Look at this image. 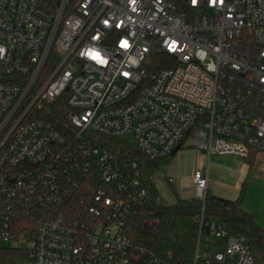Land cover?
Returning a JSON list of instances; mask_svg holds the SVG:
<instances>
[{"label":"built area","instance_id":"2783aa9c","mask_svg":"<svg viewBox=\"0 0 264 264\" xmlns=\"http://www.w3.org/2000/svg\"><path fill=\"white\" fill-rule=\"evenodd\" d=\"M62 95L66 134L39 117ZM90 134L151 160L264 153V0H0V243L25 242L21 264H171L129 238L148 200L135 164ZM192 181L204 202L208 176ZM198 222L190 264L255 263L246 237Z\"/></svg>","mask_w":264,"mask_h":264},{"label":"trees","instance_id":"16d2710c","mask_svg":"<svg viewBox=\"0 0 264 264\" xmlns=\"http://www.w3.org/2000/svg\"><path fill=\"white\" fill-rule=\"evenodd\" d=\"M169 58L164 53L153 56L149 69L168 67ZM64 98L65 95L58 98L49 107V111L43 112L39 117L52 121L59 131L66 134L68 129L64 118L69 108L65 105ZM90 136L94 145L116 155L126 168H131L135 164L142 186L148 192L147 202L140 207L129 224L128 234L134 245L147 248L161 257L170 253L171 264H190L199 234L198 218L203 212L205 219L223 222L231 234L246 237L255 258L254 264H264V230L257 224V215L242 208L245 182L234 201L207 194L204 202L198 199H177L174 205L167 206L159 202L152 177L169 163L172 156L151 160L126 138L100 134ZM255 156L256 154L252 153L244 160L248 168L252 167ZM151 221L155 222V227L152 230H144V224ZM210 240L209 235L203 231L201 244L208 246ZM25 249V242L19 246H3L0 243V264H21Z\"/></svg>","mask_w":264,"mask_h":264},{"label":"crops","instance_id":"0c3cea01","mask_svg":"<svg viewBox=\"0 0 264 264\" xmlns=\"http://www.w3.org/2000/svg\"><path fill=\"white\" fill-rule=\"evenodd\" d=\"M195 170H202L208 176L209 195L234 201L250 168L243 158L236 155H212L208 158L195 148H181L152 177L159 202L171 206L177 199H188L193 191L192 174Z\"/></svg>","mask_w":264,"mask_h":264},{"label":"rangeland","instance_id":"374dc122","mask_svg":"<svg viewBox=\"0 0 264 264\" xmlns=\"http://www.w3.org/2000/svg\"><path fill=\"white\" fill-rule=\"evenodd\" d=\"M126 139L132 141L130 137ZM242 208L248 213H255L258 226L264 230V153H258L255 156L254 163L250 168L245 181ZM145 226L151 229L152 223L147 222Z\"/></svg>","mask_w":264,"mask_h":264},{"label":"water","instance_id":"95a60500","mask_svg":"<svg viewBox=\"0 0 264 264\" xmlns=\"http://www.w3.org/2000/svg\"><path fill=\"white\" fill-rule=\"evenodd\" d=\"M177 150H174L171 154V156H174L176 154Z\"/></svg>","mask_w":264,"mask_h":264},{"label":"snow or ice","instance_id":"6c2138e0","mask_svg":"<svg viewBox=\"0 0 264 264\" xmlns=\"http://www.w3.org/2000/svg\"><path fill=\"white\" fill-rule=\"evenodd\" d=\"M193 2H195V0H193Z\"/></svg>","mask_w":264,"mask_h":264}]
</instances>
